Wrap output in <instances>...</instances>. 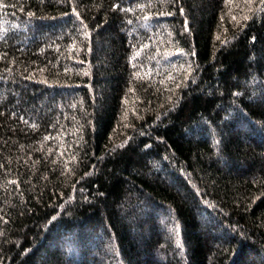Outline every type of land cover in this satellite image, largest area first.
I'll return each instance as SVG.
<instances>
[{"label":"trees","instance_id":"obj_1","mask_svg":"<svg viewBox=\"0 0 264 264\" xmlns=\"http://www.w3.org/2000/svg\"><path fill=\"white\" fill-rule=\"evenodd\" d=\"M0 264H264V0H0Z\"/></svg>","mask_w":264,"mask_h":264}]
</instances>
